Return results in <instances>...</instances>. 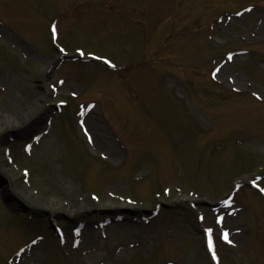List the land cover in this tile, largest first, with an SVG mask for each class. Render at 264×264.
Listing matches in <instances>:
<instances>
[{
    "label": "rangeland",
    "instance_id": "rangeland-1",
    "mask_svg": "<svg viewBox=\"0 0 264 264\" xmlns=\"http://www.w3.org/2000/svg\"><path fill=\"white\" fill-rule=\"evenodd\" d=\"M79 48L118 67L49 73ZM0 127V264H215L206 228L219 264H264V200L225 199L264 170V0H0Z\"/></svg>",
    "mask_w": 264,
    "mask_h": 264
},
{
    "label": "snow or ice",
    "instance_id": "snow-or-ice-1",
    "mask_svg": "<svg viewBox=\"0 0 264 264\" xmlns=\"http://www.w3.org/2000/svg\"><path fill=\"white\" fill-rule=\"evenodd\" d=\"M237 15H240V14L237 13ZM51 31H52L53 39H55L56 38V27H55V25L52 26ZM61 51H64V49H61ZM77 52H78V54L80 56H84L85 55V53L83 51L79 50V49H77ZM88 55L91 56L92 54L88 53ZM229 59H231V56H229ZM104 63L108 64L110 67H114V65H112L111 62L106 60V59L104 60ZM53 88H54V86H53ZM54 90H55V88H54ZM73 95H75V93H73ZM253 95H255L257 97V99L261 98L256 93H253ZM258 179L259 178L253 179V180L250 181V183L252 184L253 187L257 188L262 194H264V187H260V185L257 183ZM220 222H221V218L217 217V223H220ZM204 231H205V234L207 236L208 251L212 254V259L216 260L217 256H216V253L214 251V245H213V240H212V231L213 230L211 228H206ZM221 238L227 243H232V241H230L229 238H228V232L227 231H224L222 233V237Z\"/></svg>",
    "mask_w": 264,
    "mask_h": 264
},
{
    "label": "bare ground",
    "instance_id": "bare-ground-1",
    "mask_svg": "<svg viewBox=\"0 0 264 264\" xmlns=\"http://www.w3.org/2000/svg\"><path fill=\"white\" fill-rule=\"evenodd\" d=\"M32 126V125H31ZM1 128V127H0ZM95 138H99L96 134H95ZM105 144H107L106 142H105Z\"/></svg>",
    "mask_w": 264,
    "mask_h": 264
}]
</instances>
